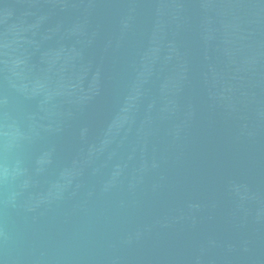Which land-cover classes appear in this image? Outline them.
<instances>
[{
  "label": "water",
  "instance_id": "obj_1",
  "mask_svg": "<svg viewBox=\"0 0 264 264\" xmlns=\"http://www.w3.org/2000/svg\"><path fill=\"white\" fill-rule=\"evenodd\" d=\"M0 264H253L127 0H0Z\"/></svg>",
  "mask_w": 264,
  "mask_h": 264
}]
</instances>
